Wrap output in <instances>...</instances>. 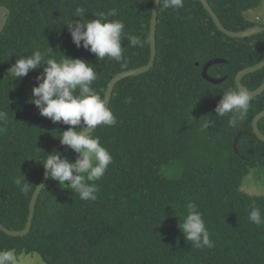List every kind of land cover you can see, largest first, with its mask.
I'll return each instance as SVG.
<instances>
[{"label": "trees", "instance_id": "trees-1", "mask_svg": "<svg viewBox=\"0 0 264 264\" xmlns=\"http://www.w3.org/2000/svg\"><path fill=\"white\" fill-rule=\"evenodd\" d=\"M222 25L231 31L256 24L244 12L259 0H207ZM153 0H0L9 8L0 33V110L8 113L0 134V223L23 229L29 202L40 180L50 148L69 125L53 123L31 103L36 76L45 65L14 79L9 68L39 49L48 58L62 55L91 62L98 72L92 87L103 96L117 73L147 63ZM115 8L130 35L143 47L122 40L125 61L99 60L71 38L68 23ZM49 47L53 50H50ZM156 58L153 67L126 77L114 86L109 107L115 126L100 125L94 135L113 155L104 176L95 183V201H84L66 185L48 177L39 193L32 226L24 236L0 230V250L17 256L38 253L47 264H264V224L249 219L253 207L264 216V195L242 190L244 179L264 169V142L252 132V118L264 109V91L252 97L247 117L236 127L229 116L214 111L223 92L236 87L235 74L256 64L264 53V33L232 38L218 30L199 0H184L180 9L157 13ZM212 58L226 61L208 68L225 77L211 83L202 77ZM264 67L245 75L248 89L258 87ZM131 98V103H127ZM208 119L215 124L205 127ZM264 135V117L258 122ZM72 160L67 146L57 150ZM56 152V153H57ZM55 153V154H56ZM167 168V170H165ZM24 176L30 191L23 194L14 178ZM193 202L203 214L212 248L197 249L186 241L179 223Z\"/></svg>", "mask_w": 264, "mask_h": 264}, {"label": "clouds", "instance_id": "clouds-1", "mask_svg": "<svg viewBox=\"0 0 264 264\" xmlns=\"http://www.w3.org/2000/svg\"><path fill=\"white\" fill-rule=\"evenodd\" d=\"M164 9H180L184 7V0H157ZM264 14V9L258 10ZM95 18L86 19L85 9L77 7L75 16L80 19L68 23L73 43L79 48L95 54L101 61L105 57L116 62L125 61L122 40L127 39L132 47H143L145 41L136 35H130L125 30V24L116 17L115 8L107 12L100 11L93 14ZM50 50H52L49 47ZM53 51V50H52ZM43 71L36 76L37 85L32 88L31 103H34L44 117L50 118L53 123L69 125L67 130L59 136L62 145L72 149L76 154L73 162L59 152L48 154L42 162L43 168L51 179L58 181L79 194L84 201H95L99 186L95 183L106 173L108 166L113 162V155L101 144V138L94 135L97 126H115L117 118L105 99L92 84L98 78V72L91 62L82 58H71L62 55L60 59L48 58L39 49L29 56H22L9 68L8 73L14 78L26 76L30 70ZM252 96L247 89L236 86L223 92L214 111L218 117L229 116L228 124L236 127L248 115ZM127 103H131L128 98ZM8 113L0 110V125L6 124ZM215 121L208 119L207 128ZM7 127L0 126V134L6 133ZM25 177L14 178V183L21 193L30 191V184L24 183ZM187 214L179 227L186 241L197 249L212 248L214 242L206 227L203 214L195 203L187 204ZM249 219L256 225L264 224V216L259 207H253ZM19 257L15 249L0 250V264H19Z\"/></svg>", "mask_w": 264, "mask_h": 264}, {"label": "water", "instance_id": "water-1", "mask_svg": "<svg viewBox=\"0 0 264 264\" xmlns=\"http://www.w3.org/2000/svg\"><path fill=\"white\" fill-rule=\"evenodd\" d=\"M199 1L201 2L203 8L208 12L210 17L212 18V20H213L214 24L216 25V27L218 28V30L221 31L222 33H224L225 35L229 36V37L243 38V37H248V36H251V35L257 34V33H264V26H261L258 24H254L252 26H249V27H247L243 30H239V31L228 30L227 28H225L222 25L218 16L216 15V13L213 11L211 6L209 5L208 1L207 0H199ZM158 8H159V5L157 3V0H153L152 8H151L152 10H151V17H150V27H149V58H148L147 63L144 65L135 67V68H130V69L121 71V72L115 74L109 80V82L107 83L105 94H104V99L106 101L107 106H109L114 86L116 85V83L118 81H120L126 77H129V76H136V75H139L141 73L147 72L153 67L154 62H155V58H156V53H157V50H156V24H157ZM8 15H9V8L0 4V33L2 32V30L5 27V24H6L7 19H8ZM225 61L226 60L223 58H212V59L208 60L202 67V70H201L202 77L211 83H219L222 80H224L225 77L214 78V77L209 76L207 71L211 65L216 64V63H222ZM263 67H264V53H263L261 59L256 64L244 67V68L240 69L235 74L234 82H235L236 86H240V87L247 89L252 97H255V96L261 94L264 91V78H263L261 84L258 87H256L255 89L246 88L242 84L241 80L245 75L252 73V72H255L257 70H260ZM263 117H264V109L261 110L260 112H258L252 118V121H251L252 132L240 131L237 133V135L235 136L234 141H233V148H234L235 152H237L238 140L242 135H249V136L255 135L259 140L264 142V135L261 133V131L258 128V122ZM62 146H64V145H62L61 142L58 141L56 144H54L50 148L49 154H55L57 152V150L59 148H61ZM261 155L264 156V152ZM48 177H49L48 172L44 169V172H43L40 180L38 181V183L35 187V190L31 196L30 202H29V212H28V217H27V222H26L25 227L23 229H20V230H10L5 225L0 223V230L2 232L6 233L9 236H13V237L24 236L29 232V230L32 226L33 214L35 211L37 198H38L39 193L41 192V189L44 186L46 180L48 179Z\"/></svg>", "mask_w": 264, "mask_h": 264}, {"label": "rangeland", "instance_id": "rangeland-1", "mask_svg": "<svg viewBox=\"0 0 264 264\" xmlns=\"http://www.w3.org/2000/svg\"><path fill=\"white\" fill-rule=\"evenodd\" d=\"M264 9V0H259L258 5L244 12L247 19L255 22L258 25L264 26V14H259L258 10ZM167 170V168H165ZM261 168L254 170L249 176L244 179L241 186L242 190L253 195H264V169L261 173ZM19 264H47L39 256L38 253L21 254L18 256Z\"/></svg>", "mask_w": 264, "mask_h": 264}]
</instances>
